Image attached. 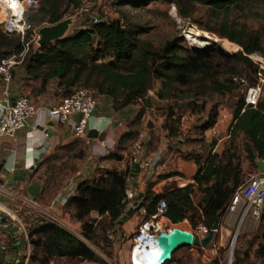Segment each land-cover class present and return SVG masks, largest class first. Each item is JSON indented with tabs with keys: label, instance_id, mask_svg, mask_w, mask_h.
<instances>
[{
	"label": "trees",
	"instance_id": "16d2710c",
	"mask_svg": "<svg viewBox=\"0 0 264 264\" xmlns=\"http://www.w3.org/2000/svg\"><path fill=\"white\" fill-rule=\"evenodd\" d=\"M151 1L118 0V4L138 8ZM161 1L176 5L182 17L192 18L198 5L208 7L214 13L228 15L239 9L244 0ZM82 7V0H39L38 7L26 15L33 31L24 39L0 29V60L24 54L22 63L27 65L28 70L40 71L45 85L52 79L59 80V87L65 97L72 95L76 88H86L94 91L96 98L98 95L113 98L118 108L146 100L154 84L160 82L161 88L156 94L159 100L187 101L179 106L183 111L172 121L173 126L165 127L173 142L183 140L181 121L187 111L195 112L197 100L234 96L240 90L241 84L234 80L239 74L238 69L229 64L234 62L242 67L241 74H245L251 85L258 80L259 67L250 56L259 53L264 57L260 39L247 29L233 28L228 23L222 25L223 32L220 35L242 47V51L235 54H228L222 48L207 55L190 49L183 51L177 40L168 41L161 49H157L151 42L139 39L131 27L104 15L85 20L82 27L66 38L35 50L32 41L35 28L45 24L57 25ZM233 107L234 122L229 146L222 153H214L212 146L203 161L197 160L199 170L195 185L173 190L163 196L150 190L140 194L138 200L145 199L142 207L147 211L146 219L156 214L162 200L166 201L168 207L165 217L173 224L188 219L193 212L206 227L212 229L218 218L227 212L234 194L243 185L242 157L237 145L240 135H243L246 159L252 165L264 160V100L254 108L247 106L243 97L234 102ZM203 110L205 106H201ZM170 111L168 118L173 120L176 117L174 107ZM216 112L211 113L203 125V132L216 125ZM125 140H121L118 145L122 147ZM116 158L118 161L123 160L122 155ZM130 159L125 171H100L94 179L80 184L76 195L69 200L68 205L75 210V219L83 223L86 239L96 241L93 229L95 222H90L93 212L108 217L114 226L122 221L133 170L132 157ZM197 194L202 196L198 205L195 204ZM261 223L264 225V216ZM27 235L33 246L32 263L39 261L40 264H51L57 258L97 262V255L89 245L54 222L36 216L27 227ZM259 257L264 259V244L260 247ZM237 259L239 264L241 255H237Z\"/></svg>",
	"mask_w": 264,
	"mask_h": 264
},
{
	"label": "crops",
	"instance_id": "0c3cea01",
	"mask_svg": "<svg viewBox=\"0 0 264 264\" xmlns=\"http://www.w3.org/2000/svg\"><path fill=\"white\" fill-rule=\"evenodd\" d=\"M42 78L40 71L30 72L21 60L15 67L14 79L10 85L6 86L0 81V104H4L7 91L11 102L18 97L28 96L37 106L36 116L15 139H0V170L5 167L12 176L19 177V180L13 181L10 185L12 178L0 172V181H2L0 202L3 210L0 247L6 248V256L14 257L16 249L14 240H25L26 243L19 246L18 256L22 258L21 264H32L33 246L27 237V227L36 217L35 213L42 214L45 220L60 225L85 242L82 239L83 223L75 219L74 208L61 204L54 206L55 199L58 196L71 199L77 186L94 179L100 171L111 170L113 164H117L116 168L119 171H125L131 161L129 153L132 157L138 143H144L147 156L154 157L159 152L163 155V165L153 180L145 179L142 173H138L134 180L131 177L129 190L137 189L138 197L148 190L163 196L173 190L195 185V176L199 170L194 159L183 157L184 148H186L183 140L173 142L169 139V131L166 128L159 129L151 120L146 121L147 113L143 109L145 105L148 107V104L144 105L143 100L117 108L113 98L98 95L97 109L89 121L85 140L76 139L73 135L72 126L77 120L76 117L66 125L55 126L54 130H51L50 137L47 133L48 125L52 123L50 112L61 103L65 96L62 88L59 87V80L52 79L45 85ZM158 86L159 90L161 84L158 83ZM223 118L224 120L217 121L216 125L205 133L227 136L234 120L232 123H227L228 114H225ZM140 123H145L147 128L145 127L144 131L137 128L136 125ZM228 133L227 138H230V132ZM128 136L131 137L125 140ZM121 140H125L127 144L119 146L118 143ZM80 142L84 144V149L78 151ZM219 146L218 144L214 147V153H221L218 150ZM116 149L120 152L118 154L123 156V160L118 161L114 158ZM248 166L250 165H243L245 176L250 177L259 172L256 165L253 170H248ZM57 169H64L63 179L65 180L59 187L52 189V186L48 187L42 179L48 178ZM22 173H26L25 181L20 180ZM32 183H40L42 189L40 197L30 201L27 189ZM138 197L136 202L139 201ZM229 214L230 218L239 215L236 212H229ZM6 216L7 221L4 223L3 219ZM105 217L93 212L90 218H96L98 224L97 221ZM146 217L147 211L142 208L128 221L114 226L115 236L110 237L114 239L118 236L119 242H125V238H128L134 229H139ZM230 218L228 221H231ZM14 228H18V232H14ZM13 234H16V237H13ZM133 244H135L134 240ZM184 255L185 252L182 253V256ZM4 264L15 263L5 262Z\"/></svg>",
	"mask_w": 264,
	"mask_h": 264
},
{
	"label": "rangeland",
	"instance_id": "374dc122",
	"mask_svg": "<svg viewBox=\"0 0 264 264\" xmlns=\"http://www.w3.org/2000/svg\"><path fill=\"white\" fill-rule=\"evenodd\" d=\"M82 1L83 7L79 11H76L73 16H67L66 18L73 19V24L68 35L77 28L82 27L85 20L91 19L95 15H104L111 20L121 21L125 26L131 27L139 39L151 42L157 49H161L168 41L177 40L183 51L190 49L198 53V50H205L209 53L217 48H222L228 54L242 51L241 46L220 35L223 32L222 25L224 23H228L233 28H245L247 31L253 32L260 39L264 47V0H244L239 9H235L228 15L218 12L214 13L210 8L198 5L193 12L192 18L182 17L176 5L161 0H153L148 5L138 8L119 5L118 0ZM5 17L4 6L0 4V29L3 30L4 27L1 24ZM196 22L199 24L197 25ZM47 26L50 25L45 24L41 28H35L32 37L35 50H38L40 47L37 39L39 31ZM250 58L255 65L264 71V57L261 54L251 55ZM229 66L235 67L236 70L238 69L237 72L239 74L234 80L244 78L251 85L250 80L245 74H241L242 67H239L234 62L229 64ZM158 83L161 84L160 82H156L146 100H143L144 105L146 103L150 104V106L148 104V107L145 105L143 111L147 113L146 121L151 120L159 129H165L166 126H173L172 121L183 111L179 109V106L187 101L170 102L159 100L156 96L159 87ZM237 83L241 84L238 81ZM246 91L247 87L241 85L240 90L234 96H214L206 99L201 98L196 101L195 112L187 111L180 124L181 137L186 144L184 158H192L196 162L197 160L203 161L209 154L212 146L215 147L219 144L218 150L221 153L229 146L230 138H227V136L230 130H228L227 136L226 134L224 136H216L214 134H206L202 131V127L208 121L211 113H214L216 110L218 122L221 119L224 120L223 116L228 114L229 119L227 123H232L234 120L233 103L238 101V99L245 98ZM261 100H264V90ZM201 106H205V110L201 111ZM171 107H174V113L176 114L173 120L171 118L169 120L168 118L171 113ZM136 126L143 131L146 127L145 123H140V125ZM124 144H127V142H124ZM243 144V135H240L237 145L241 152L242 168L243 165L249 164L248 170H253L255 164H250V161L246 159ZM77 148L78 151L84 149V144L80 142ZM115 151L114 158L121 155L118 154L120 152L117 149ZM129 155L131 158L130 153ZM116 166L117 164H113L110 169L118 170ZM64 176V169H57L51 176L42 180L45 181L48 187L52 186L53 189V187L56 188L62 184L65 180V178L63 179ZM248 179L249 177L244 174L243 185ZM201 198V194H197L195 196V204L198 205ZM194 215L191 212L188 219L178 224H173L167 218L161 219V221L168 231L179 228L194 233L198 227L204 225L201 219H198V216L195 217ZM230 216L227 211L221 217V224L223 226L221 225L220 230L215 235L213 247L205 251L196 246L182 248L173 255L172 261L166 264H227L232 253L233 264H237V255H241L242 259L239 264H264V259L259 257L260 247L264 244V225L261 223L264 213L259 221L253 220L250 216L244 221H242L241 215H235L231 218ZM229 218L231 221H228ZM93 221L96 223V218H90V222ZM97 222L98 224L94 223L93 226L96 241H90L84 235L82 237L96 253L97 262L57 258L51 264H132L133 240L138 233V228L134 229L128 238H125V242H119L118 236L114 239L110 238L111 235L115 236V227L108 217L101 218ZM184 252L185 255L182 256ZM32 264L40 263L36 261Z\"/></svg>",
	"mask_w": 264,
	"mask_h": 264
},
{
	"label": "built area",
	"instance_id": "2783aa9c",
	"mask_svg": "<svg viewBox=\"0 0 264 264\" xmlns=\"http://www.w3.org/2000/svg\"><path fill=\"white\" fill-rule=\"evenodd\" d=\"M0 4L4 6V11L6 12V17L1 24L5 32L10 34L15 33L24 39L29 32L33 31V27L27 21L26 15L30 10L38 7L39 0H0ZM37 39L39 40V36H37ZM23 57L24 54H21L0 60V81L4 85L9 86L13 81L15 67ZM257 75L258 80L254 85H249L244 78L236 79L241 85L247 87L245 95L246 105L254 108L260 103L264 89V71L259 68ZM5 96L4 104H0V139H15L36 116L37 106L28 96L18 97L14 105L10 101L7 91L5 92ZM96 109L97 98L95 92L86 88H76L72 95L64 97L61 103L51 110V121L55 126L66 125L76 117L77 120L72 126L73 135L76 139L85 140L87 138L89 121L93 117ZM132 163L133 165L138 164L140 173H142L145 179L151 181L156 177L159 168L163 165V155L159 152L154 157L147 156L144 143H138L132 155ZM77 189L78 186L75 188L73 196L76 195ZM0 196H2L1 189ZM137 197V189L128 190L122 219L134 207ZM29 200L32 201L33 199L30 197ZM69 200L67 197L58 196L53 205L61 204L62 206H66ZM141 201L139 200L137 202ZM1 205L0 202V224L3 218ZM167 208L166 201L162 200L158 205L156 214L149 219H145L139 226L138 233L134 237L135 244L132 252V264H136V257L141 255L140 251L142 250V246L140 244L142 241L149 242L152 245L161 231H168L161 221V219L166 218ZM228 211L239 213L242 216V221L248 216L255 221L261 219L264 213V174L258 172L250 175L248 181L234 194ZM35 215L44 219L42 214L35 213ZM212 231L213 228L209 229L205 225H201L193 234L200 240H203ZM113 236L111 235V237ZM214 241L207 247L193 246L205 251L214 246ZM227 264H233V253Z\"/></svg>",
	"mask_w": 264,
	"mask_h": 264
},
{
	"label": "water",
	"instance_id": "95a60500",
	"mask_svg": "<svg viewBox=\"0 0 264 264\" xmlns=\"http://www.w3.org/2000/svg\"><path fill=\"white\" fill-rule=\"evenodd\" d=\"M72 24H73V19L70 18L60 22L57 25L43 27L39 31L38 45L44 46L45 44H52L66 38ZM198 54L207 55L208 52L205 50H198ZM15 102L16 99L12 101V104L14 105ZM54 127H55L54 123H50L48 125L49 129L47 133L50 137H51V130H54ZM255 165L257 166L258 171L264 174V161H257ZM0 172H4L12 178L9 183L10 185L13 184V181L19 180V177L17 175L12 176L11 173L5 169V167H2ZM137 172H138V164H135L133 165V170L131 175L133 180L136 178ZM22 175L23 176L22 178H20V180L25 181L26 173H22ZM0 183H2V181H0ZM41 189L42 187L40 183H32L28 186L27 192L32 199H37L41 195ZM144 201L145 199H143L141 202H135L134 207L123 217L120 224H123L124 222L128 221L136 212L141 210ZM6 221H7V216L3 219L4 223ZM220 227H221V218L219 217L216 224L213 227V231L203 240L197 238L192 232L185 231L179 228H174L171 231H161L156 237V241L151 245L153 247V251H152L154 254L153 256H156L158 260L157 264H166L168 262H171L173 255L182 248L190 247L193 245L204 246V247L209 246L214 240L216 232L220 230ZM18 230H19L18 228H14V232H18ZM3 234L6 235L7 233H3ZM13 237H16V234H13ZM13 243L16 246V249L14 251V257L6 256L5 253L7 252V250L4 246H2L0 250V264H4L5 262L15 263V264L22 263V258L18 256L19 246L25 244L26 242L25 240L15 239Z\"/></svg>",
	"mask_w": 264,
	"mask_h": 264
},
{
	"label": "bare ground",
	"instance_id": "6f19581e",
	"mask_svg": "<svg viewBox=\"0 0 264 264\" xmlns=\"http://www.w3.org/2000/svg\"><path fill=\"white\" fill-rule=\"evenodd\" d=\"M187 38H189V36H187ZM140 245L142 246V250L140 251L141 255L136 257V259H135L136 264H144V263L157 264L158 260H157L156 256H153L154 255L152 252L153 247L150 245V243L146 242V241H142ZM147 245H149V246L146 248Z\"/></svg>",
	"mask_w": 264,
	"mask_h": 264
}]
</instances>
